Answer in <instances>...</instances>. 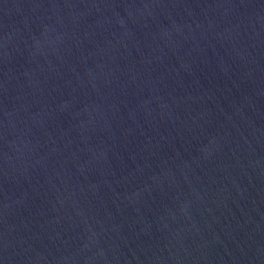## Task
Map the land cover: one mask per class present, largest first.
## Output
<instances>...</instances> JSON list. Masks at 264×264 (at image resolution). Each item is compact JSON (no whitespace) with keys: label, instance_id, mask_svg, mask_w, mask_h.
<instances>
[{"label":"water","instance_id":"95a60500","mask_svg":"<svg viewBox=\"0 0 264 264\" xmlns=\"http://www.w3.org/2000/svg\"><path fill=\"white\" fill-rule=\"evenodd\" d=\"M0 264H264V0H0Z\"/></svg>","mask_w":264,"mask_h":264}]
</instances>
